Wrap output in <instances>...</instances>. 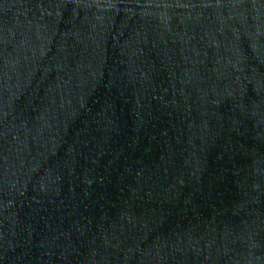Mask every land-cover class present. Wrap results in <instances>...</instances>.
<instances>
[{"label": "water", "instance_id": "95a60500", "mask_svg": "<svg viewBox=\"0 0 264 264\" xmlns=\"http://www.w3.org/2000/svg\"><path fill=\"white\" fill-rule=\"evenodd\" d=\"M0 264H264V0H0Z\"/></svg>", "mask_w": 264, "mask_h": 264}]
</instances>
